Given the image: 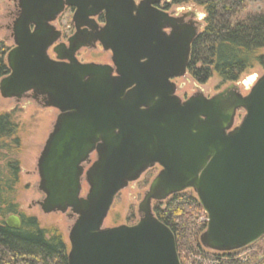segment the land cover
I'll list each match as a JSON object with an SVG mask.
<instances>
[{
    "label": "water",
    "instance_id": "95a60500",
    "mask_svg": "<svg viewBox=\"0 0 264 264\" xmlns=\"http://www.w3.org/2000/svg\"><path fill=\"white\" fill-rule=\"evenodd\" d=\"M16 1L0 96L32 93L58 112L37 160V206L73 220L67 264H181L152 204L187 190L206 215L203 249L235 252L264 236V74L244 83L246 96L231 84L182 101L173 80L187 74L200 31L153 7L163 0ZM66 8L75 29L67 45L53 25ZM98 45L111 65L78 62ZM155 167L138 222L104 228L118 194ZM4 224L20 230L22 220Z\"/></svg>",
    "mask_w": 264,
    "mask_h": 264
},
{
    "label": "trees",
    "instance_id": "16d2710c",
    "mask_svg": "<svg viewBox=\"0 0 264 264\" xmlns=\"http://www.w3.org/2000/svg\"><path fill=\"white\" fill-rule=\"evenodd\" d=\"M259 12L237 19L249 0H171L173 5L192 3L204 10V29L191 44L187 73L198 84L217 76L222 84L235 83L256 65L264 67V0ZM9 73L0 51V79ZM19 147L17 125L11 114H0V264H67V245L57 231L40 228L33 217L17 215L7 199L18 184L19 163L9 158ZM0 153V154H1ZM0 173V174H1ZM6 195V196H5ZM154 216L173 233L181 264H264V236L251 246L229 253L203 249L198 242L206 229L202 207L191 190L152 204ZM22 220L20 230L5 226L6 216ZM133 225L131 220L129 223ZM195 258L196 261L190 259ZM189 262V263H188Z\"/></svg>",
    "mask_w": 264,
    "mask_h": 264
},
{
    "label": "rangeland",
    "instance_id": "374dc122",
    "mask_svg": "<svg viewBox=\"0 0 264 264\" xmlns=\"http://www.w3.org/2000/svg\"><path fill=\"white\" fill-rule=\"evenodd\" d=\"M14 2L16 3L17 1ZM262 7V0H249L246 9L238 14L237 19H243L248 15L257 13ZM168 10L170 14L175 15L187 12L199 15L201 22L200 32L204 29L205 13L202 8L192 3H186L172 5ZM14 12L13 0H0V51L4 53L5 63L7 54L14 47L10 30L13 21L11 16ZM72 16L73 11L66 10L53 24L56 30L61 33L62 42L64 43L74 34ZM48 54L51 59H54L51 49ZM258 54L264 56V49L260 50ZM76 57L78 62L82 64L111 65L110 53L103 52L100 46L94 49H81ZM263 74L264 67L256 65L254 68L244 72L235 83L222 84L218 77L214 75L205 84L200 85L196 83L188 73L183 78L175 79L173 82L177 88L176 95L182 101L187 100L199 92L206 98L213 97L231 84H235L238 91L243 96H246L249 87L253 85L255 79L261 77ZM249 80H252L250 86L245 87L244 83ZM5 113L12 115V119L17 125V137L19 139L18 149L14 151L12 156L8 157V159L15 158L18 160L19 182L13 187L12 192L7 194L9 196L7 199L11 200L16 206L17 215L20 214L25 217H33L37 220L40 228L47 231H57L67 245L68 251V232L73 220L60 213L43 214L37 206V202L42 200V196L38 191L39 178L36 169L37 160L48 135L52 131L58 112L52 108H44L42 103H38L32 99L31 96L19 101L15 99H3L0 96V114ZM4 154L6 155V151H2L0 155ZM3 163V160H0V173L3 171ZM158 172V167L148 170L139 180L130 183L127 188L118 194L104 221V228H113L121 225L132 226L129 224L131 220L134 222L133 225L138 222V205L142 201L149 184ZM3 173L6 174L5 171H3ZM0 180H3L2 173L0 174ZM87 190L88 187L85 182H83L81 197L86 195ZM200 221L206 222V217H202ZM190 260L198 263L195 258Z\"/></svg>",
    "mask_w": 264,
    "mask_h": 264
},
{
    "label": "flooded vegetation",
    "instance_id": "af4514ba",
    "mask_svg": "<svg viewBox=\"0 0 264 264\" xmlns=\"http://www.w3.org/2000/svg\"><path fill=\"white\" fill-rule=\"evenodd\" d=\"M14 1H16V0H13V8H14V10H15V12H16V6H17V2L15 3ZM135 2H136V4H138L139 3V0H135ZM173 4H171V0H163L162 2H160V3H158V4H156V5H154L153 7L156 9V10H158V11H160V12H162V13H166L167 15H169L170 17H172V18H175V19H177V20H179L182 24H184V25H186V26H189V25H191V26H194V27H197L198 28V30L200 31V28H201V22H200V16L199 15H196V14H194V13H190V12H187V13H181L180 15H175V14H170L168 11V9L170 8V6H172ZM66 10H71V11H73V13H74V9H71V8H66L65 9V11ZM64 11V12H65ZM15 12L13 13V14H15ZM11 18L13 19L14 17H13V15L11 16ZM57 21V20H56ZM95 21H96V23H98L99 25H103V23H104V17H103V15H100V16H98L96 19H95ZM74 32H75V29H74ZM166 33L168 34L169 33V31L168 30H166ZM68 40V39H67ZM67 40H66V43H64V42H62V35H61V40L58 42L59 44H65V45H67ZM99 46V45H98ZM98 46H97V48H98ZM49 52V51H48ZM51 52H52V49H51ZM54 55V54H53ZM77 55V54H76ZM48 56H49V54H48ZM110 57H111V55H110ZM77 58V57H76ZM54 59H55V55H54ZM54 59H52V60H54ZM111 62V61H110ZM9 74V73H8ZM177 90V89H176ZM29 96H31V98L32 99H34L33 98V95H32V93H30V94H27L25 97H23L22 99H26V98H28ZM37 99H40V98H37ZM38 103H41V101L40 100H38L37 101ZM95 155L93 154V155H91L90 156V163L92 164L94 161H95ZM88 166L89 165H87V164H85L84 165V167H85V169H87L88 168ZM84 182V181H83ZM82 182V183H83ZM41 196H42V194H41ZM42 198H43V196H42Z\"/></svg>",
    "mask_w": 264,
    "mask_h": 264
}]
</instances>
